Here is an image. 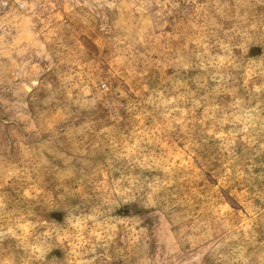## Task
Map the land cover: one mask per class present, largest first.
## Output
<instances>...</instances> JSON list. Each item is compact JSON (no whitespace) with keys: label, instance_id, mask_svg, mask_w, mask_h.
<instances>
[{"label":"rangeland","instance_id":"1","mask_svg":"<svg viewBox=\"0 0 264 264\" xmlns=\"http://www.w3.org/2000/svg\"><path fill=\"white\" fill-rule=\"evenodd\" d=\"M0 264H264V0H0Z\"/></svg>","mask_w":264,"mask_h":264}]
</instances>
